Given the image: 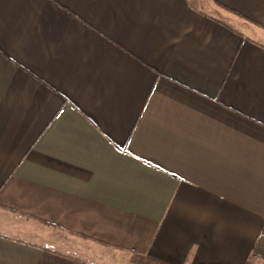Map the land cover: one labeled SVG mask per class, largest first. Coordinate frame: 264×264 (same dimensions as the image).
<instances>
[{
  "label": "crops",
  "instance_id": "1",
  "mask_svg": "<svg viewBox=\"0 0 264 264\" xmlns=\"http://www.w3.org/2000/svg\"><path fill=\"white\" fill-rule=\"evenodd\" d=\"M0 264H264V0H0Z\"/></svg>",
  "mask_w": 264,
  "mask_h": 264
}]
</instances>
